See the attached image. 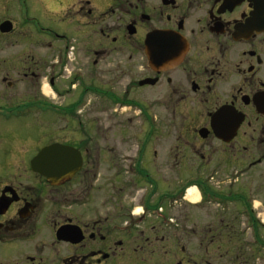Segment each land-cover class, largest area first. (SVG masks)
Listing matches in <instances>:
<instances>
[{
    "label": "flooded vegetation",
    "instance_id": "1",
    "mask_svg": "<svg viewBox=\"0 0 264 264\" xmlns=\"http://www.w3.org/2000/svg\"><path fill=\"white\" fill-rule=\"evenodd\" d=\"M30 1L0 0V264H191L169 228L214 223L201 257L264 264V0Z\"/></svg>",
    "mask_w": 264,
    "mask_h": 264
},
{
    "label": "rangeland",
    "instance_id": "2",
    "mask_svg": "<svg viewBox=\"0 0 264 264\" xmlns=\"http://www.w3.org/2000/svg\"><path fill=\"white\" fill-rule=\"evenodd\" d=\"M8 1V0H7ZM11 4L8 6L10 11L9 15L10 17L15 19L17 24H22L25 21V17H22V13L20 11V3L26 2V4L29 6L31 4L30 0H9ZM12 1H15L13 3ZM22 4V3H21ZM24 6V4H22ZM13 8H16L15 10H12ZM38 16V15H37ZM6 16L2 14L0 11V21ZM40 17V16H38ZM21 18V19H20ZM40 21H44L42 18H40ZM46 21V20H45ZM47 23H50L46 21ZM24 34L16 33L13 37H11L9 40L12 42V47L6 52V49L1 53V56L5 57L6 55L11 57H20L24 61L29 56H35L36 52L35 49H26L22 44L21 41L25 40ZM6 42V36L0 37V43ZM6 45V43L4 44ZM32 52V53H31ZM13 61V59H12ZM18 61V59H17ZM19 70H13L9 71L10 76L9 80H15L17 77L16 73ZM46 84V82H45ZM48 91V88H46ZM41 134V130L32 127L27 128L25 127L24 121H15L12 123H9L6 119V135L13 136V135H23V136H31L37 137V135ZM176 218V217H175ZM212 228L213 230H218L220 228V225L218 223H214L213 225H186V226H178L175 227L174 225L169 228L170 231V239L168 243V248L171 250H176L177 248H185V255L186 258L189 260L191 264H194V261H198L200 264H205L204 259H207L211 262V264H242V259L244 257V240L235 238H227L222 237L220 239H216L211 245L210 248L214 250L213 255L211 257H205L202 256V250L200 247L199 239L200 232L203 231L204 235L208 233V228ZM186 228V233L183 231V229ZM203 229V230H202ZM209 243V241H206L204 243L205 248L206 244Z\"/></svg>",
    "mask_w": 264,
    "mask_h": 264
},
{
    "label": "water",
    "instance_id": "3",
    "mask_svg": "<svg viewBox=\"0 0 264 264\" xmlns=\"http://www.w3.org/2000/svg\"><path fill=\"white\" fill-rule=\"evenodd\" d=\"M1 30L3 32H9V24H4L1 26ZM52 151H53V148L52 147H48L46 149H44L37 158L34 159L33 161V167L34 168H37V169H44V165H46V167L49 169L51 168V155H52ZM42 163V164H41ZM38 164H41L42 166L38 165ZM44 173V172H43ZM46 177L50 180L52 179V176L49 175V174H45ZM51 181V180H50Z\"/></svg>",
    "mask_w": 264,
    "mask_h": 264
},
{
    "label": "bare ground",
    "instance_id": "4",
    "mask_svg": "<svg viewBox=\"0 0 264 264\" xmlns=\"http://www.w3.org/2000/svg\"><path fill=\"white\" fill-rule=\"evenodd\" d=\"M191 195L188 197L192 202H196L199 199V194L195 189H191L189 192Z\"/></svg>",
    "mask_w": 264,
    "mask_h": 264
}]
</instances>
